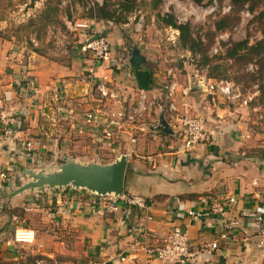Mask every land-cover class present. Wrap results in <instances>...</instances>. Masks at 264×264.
I'll use <instances>...</instances> for the list:
<instances>
[{
  "label": "crops",
  "instance_id": "crops-1",
  "mask_svg": "<svg viewBox=\"0 0 264 264\" xmlns=\"http://www.w3.org/2000/svg\"><path fill=\"white\" fill-rule=\"evenodd\" d=\"M76 21L93 25L94 32L105 37L109 48L103 59L93 62L82 51L88 31L81 28L73 29V40L66 47L63 60L52 57L51 53L12 49L9 41L0 37V113L8 117L13 129L12 135L6 136L0 128V172L3 175L0 177V264H29L21 248L31 257L35 254L52 257L56 249L65 252L62 249L71 246L73 232L77 233L79 242L84 243L80 252L84 262L166 264L146 253L144 247L153 246V238L166 233L172 226H180L187 233L192 254L188 264H264V161L254 156L256 151L240 148L244 138L234 132L237 129L234 122H230V110L216 106L213 97L200 88H191L182 94L181 88L188 76L177 77L175 93L172 98L168 97L161 88L165 71L150 63L153 53L148 41L141 38L144 34L125 31V21L117 25L90 16ZM138 26L139 23L134 24V30ZM135 56L141 59L131 65ZM88 69L110 89V97L105 98L102 108L94 109L99 114L105 113V117L91 116L98 124L100 122L96 132H103L104 135L99 134L102 138L113 139L112 144L124 141L128 152L123 172H129L132 180L122 181V193L143 197L148 205L146 212L131 207L124 211L123 217L120 213L107 214L102 210V199L83 188L45 191V203L39 201L36 198L39 195L34 192L9 195L16 187L13 181L21 177V166L29 161L22 146L26 140L31 141V154L43 150L68 151L71 159L81 162V153L89 152L74 141L69 147L61 146L70 136L79 137L95 131L84 125L86 119L79 117L69 105L70 98L75 95L83 96L81 100L92 101V87L81 81ZM138 88L144 89L148 98L154 97L155 104L140 120L129 124L117 121L119 96L125 102L129 93ZM167 98L173 99L178 109L185 104L188 113L203 119L210 134L208 142L190 150L183 149L180 126L166 108ZM88 105L89 102L84 107ZM45 108L58 113L47 118L52 121L66 119L68 126L48 127L42 116ZM108 114L113 117L111 121L106 119ZM110 140L97 144L100 147L109 145ZM142 159L150 169L158 168L160 178L148 177V172L139 167ZM189 165L193 167L190 174ZM142 177L146 181L139 189H133L134 180ZM178 179L184 185H179ZM228 197L233 198L232 203H227ZM211 204H221L223 212L208 214L199 222L187 215L188 210L202 211ZM145 214L150 219H145ZM258 215L262 217L260 221L254 219ZM229 221L236 224L227 238L217 239L223 222ZM127 227L135 231L140 228L142 232L130 233ZM18 228L32 230L31 245L13 243L12 233ZM260 238L263 245L257 246ZM214 239H217L216 247L209 248L207 244Z\"/></svg>",
  "mask_w": 264,
  "mask_h": 264
},
{
  "label": "rangeland",
  "instance_id": "rangeland-1",
  "mask_svg": "<svg viewBox=\"0 0 264 264\" xmlns=\"http://www.w3.org/2000/svg\"><path fill=\"white\" fill-rule=\"evenodd\" d=\"M100 1L102 2V0ZM104 1H106L107 8L110 11H114V18H120V20H124L127 23L124 28L125 31L144 34V37L141 36V38L146 42L148 41V48L153 53L150 63L161 66L163 71H165L162 83H166L171 79L178 82L177 77H186L188 75L192 81H195L200 75H205V77L209 75L215 79L229 80L243 92L259 89L261 81L256 73V58L250 62L241 63L240 60L231 61L223 56L225 44L230 40L236 41L247 38L248 43L251 44L261 38L259 21L257 18H253V15H256L258 10L253 13L248 12L244 8L247 3L244 4L243 8H237L233 7L229 0H202L200 4H195L192 0H160L156 5H154L153 0H135L132 10L130 12H123L120 5L122 0ZM93 2L94 0H0V37L8 40L12 49L31 50L35 54L36 52L45 55L51 53L52 57L63 60L67 53L66 47L71 45V41L73 40L72 33L75 32H73L71 27L67 26L65 21H69L72 25V23L78 22L76 20L88 17L94 13L95 6ZM157 12L169 13L177 22L188 23L191 35L195 38H200L202 43L207 46L205 55L208 61L206 64L203 65L201 63V51L197 52V54H191L180 46L177 39V30L158 21L155 16ZM217 21L225 25L223 30L215 29L214 24ZM136 23H139V26L136 28L137 30H134L133 26ZM115 24L118 25L119 23ZM214 48H216L215 52L213 51ZM172 74H174V77H171ZM90 94L92 95L91 102L86 99L81 100L80 98L83 96L75 95L70 98L69 105L79 117L86 119L83 120V124L88 128H95V131L93 133L88 131L79 137L70 136L66 138V142L64 140L61 143V146H64V148L66 146L69 147L71 141L88 148L89 152L83 151L81 153L83 156L82 161L79 162L71 159L68 155L70 152L68 151L54 153L50 150H43L40 153H30L28 156H25L29 160L28 163L25 162L21 166L23 167V169H20L21 177L13 181V186H16L13 187V190L24 181L30 180L26 170H30L31 172L43 171V173L58 171V166L64 163L65 160H71L82 165L92 163L106 164L112 162L120 154L128 152L124 141L121 140L120 143L116 141L112 144L113 139L110 137L102 138L99 136L100 133L96 132L98 130L97 125H100V122L98 124L96 119L91 116L96 114L105 117V113L99 114L94 109H101V104L106 99L100 97L94 89L90 90ZM121 97L119 96L120 99L118 100L120 101L117 104V110L119 111L126 105L124 98L121 100ZM212 97L213 103L216 106L230 110V122H234L235 129H237L234 132L237 131L239 136L242 137L241 135H243L244 138V142L240 143V148H243L244 151H256L254 156L264 161V98L260 97L259 90L254 100L247 105L227 104L216 99L215 96ZM67 101L68 99H66L63 105H66ZM88 102L89 105L84 107ZM253 107H256V110H253ZM55 115H58L57 110L46 109L45 113L42 114L45 118L43 122L48 127L56 125L68 126L66 119H54L53 121L49 119ZM112 118L110 114L106 116L108 121H111ZM109 126L111 127L112 123ZM145 131L147 130L145 129ZM92 134L95 137H92ZM52 137L54 138V136ZM101 140H110V144L100 147V144H97V142ZM139 162V167L148 172L149 178H160L158 168L150 169L149 165L146 166L144 159ZM188 169L190 174L193 171V167L189 165ZM123 177L124 180L122 178V181L127 182L129 180L130 182L132 180L129 177V172H123ZM145 179V177H142L140 180H134L135 183L131 187L139 189L140 184L146 181ZM177 181L179 185H184V182L180 179ZM52 189L44 187L40 190L32 188L24 191H28L29 193L34 192L33 194L39 195L36 198L45 203V198L47 197L45 194L47 192L45 191H51ZM59 189H63V187ZM134 192L142 193L138 190ZM42 213L44 212H39L40 215ZM26 221H29V218ZM61 238L64 239V236L62 235ZM70 239L71 246L63 248L62 251L66 250L65 252H60L61 249H56V254L52 256L53 260L61 264H75V262L78 264H90L81 259L80 252L84 243L79 242L77 233L73 232ZM21 252L23 258L29 264H32V257L28 251L21 248Z\"/></svg>",
  "mask_w": 264,
  "mask_h": 264
},
{
  "label": "built area",
  "instance_id": "built-area-1",
  "mask_svg": "<svg viewBox=\"0 0 264 264\" xmlns=\"http://www.w3.org/2000/svg\"><path fill=\"white\" fill-rule=\"evenodd\" d=\"M67 26L72 29H84L88 31L87 38L82 42V51L85 52L93 62L103 59L108 52V42L105 37L92 28L93 25H89L85 21L74 22L72 25L69 21H65ZM216 51V48L213 49ZM197 54V53H194ZM197 56V55H194ZM192 76V75H191ZM171 77H174L172 74ZM81 81L86 85H89L94 89L98 95L102 98L110 96V89L106 86L102 79H98L94 76L91 69L87 70V73L84 77L81 78ZM185 85L181 88V93L185 94L189 90L197 85L200 89L205 91L211 96H215L216 99L221 100L227 104L235 105H247L250 104L254 97L257 95L258 90L253 91H241V89L235 85L233 82L226 79H215L209 78L206 79L205 75H200L195 81L191 80V77L188 75L185 79ZM176 80L171 79L166 83H163L162 87L168 97L173 96L177 87ZM172 98V97H171ZM167 98L166 108L169 112L174 115L175 121L179 124V132L183 142V149L190 150L196 147L199 144L206 143L210 140V134L206 131L204 127L203 119L196 115L188 113L185 110L187 107L183 104L182 109H178L173 99ZM126 105L116 114L117 121L122 120V122L132 123L136 120L143 118V115L150 110V108L155 104L154 97L148 98L146 91L142 88H138L129 93L125 99ZM256 110V107L252 108ZM8 117L0 113V128L4 135H12L13 129L9 123ZM104 135L100 131V136ZM133 141V138H131ZM26 150V155L28 156L31 151V141L26 140L22 145ZM0 173V177H2ZM97 198L102 199V210L107 214L120 213L123 217L125 210L133 207L139 209L140 211L146 212L147 201L139 195H126L121 193L119 196H113L112 194L106 195H96L92 193ZM233 198L228 197L227 203H232ZM223 207L221 204H211L205 210L202 211H193L188 210L187 215L194 221H201L202 217L207 216L208 214H221L223 212ZM145 219H150V216L145 214ZM256 221L262 219L261 216L254 217ZM236 224L235 221L232 222H223V229L218 233L217 239H226L232 226ZM130 233L136 232L141 233L142 230L139 228L138 231H135L131 227H127ZM214 239L212 242L208 243L209 248L214 249L216 247V241ZM154 245L151 247H144V251L148 254H151L155 259L159 260L162 263L166 264H185L188 263V259L192 257L190 252V244L188 242V236L185 229L180 228V226H172L169 231L164 234H161L158 237H154ZM12 241L16 244H28L33 243V232L27 228H18L15 229L12 233ZM257 246L263 245V239L260 238L257 241ZM120 260L123 261L124 258L120 257ZM128 259L126 260V263ZM32 264H61L58 261L53 260L52 257L47 255H33ZM72 264V263H70ZM78 264V263H75Z\"/></svg>",
  "mask_w": 264,
  "mask_h": 264
},
{
  "label": "trees",
  "instance_id": "trees-1",
  "mask_svg": "<svg viewBox=\"0 0 264 264\" xmlns=\"http://www.w3.org/2000/svg\"><path fill=\"white\" fill-rule=\"evenodd\" d=\"M135 0H122L120 2L121 10L123 12H130L133 8ZM160 0H153L154 5H156ZM209 1V0H208ZM230 4L233 7L243 8L244 4L247 3L246 7H244L248 12L253 13L256 10V15H253V18H257L260 24V33L261 38L249 44L247 38H243L236 41H228L225 44L223 56L226 59L231 61L240 60V62H250L251 60L256 61V73L261 81L259 85V93L260 97L264 98V0H229ZM195 4H200L202 0H192ZM95 6L94 13L89 16L95 19H104L110 20L114 23L124 22V20H120V18H114V11H110L107 8L106 1L102 0V2L97 3L93 2ZM156 19L163 23L166 26L171 27L172 29L177 30L178 35L177 39L182 48L187 50L189 53H199L201 51V63L206 64L207 57L205 55V51L207 46H205L200 38L193 37L189 30V25L186 22L180 23L177 22L176 19L169 13H159L155 14ZM123 19V18H121ZM216 30H223L225 25L220 21H217L214 24ZM204 46V47H202ZM212 78V76L207 75L206 79ZM69 186H66L67 188Z\"/></svg>",
  "mask_w": 264,
  "mask_h": 264
},
{
  "label": "water",
  "instance_id": "water-1",
  "mask_svg": "<svg viewBox=\"0 0 264 264\" xmlns=\"http://www.w3.org/2000/svg\"><path fill=\"white\" fill-rule=\"evenodd\" d=\"M140 56H135L130 61L131 65L140 61ZM199 88L197 85L192 90ZM161 125L167 127L165 122ZM158 130L159 127H153ZM126 162V155L120 154L112 162L106 164L82 165L71 160H65L58 166V171L43 173V171L31 172L26 170L29 181L23 182L12 190L9 195L20 193L27 189L36 188H61L70 186L72 188H83L96 195L112 194L119 196L122 193V178ZM188 264V263H185Z\"/></svg>",
  "mask_w": 264,
  "mask_h": 264
}]
</instances>
